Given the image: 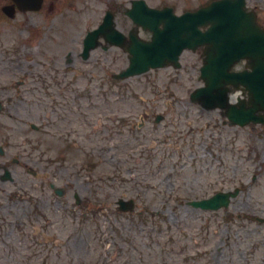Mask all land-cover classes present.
Instances as JSON below:
<instances>
[{
    "label": "rangeland",
    "instance_id": "374dc122",
    "mask_svg": "<svg viewBox=\"0 0 264 264\" xmlns=\"http://www.w3.org/2000/svg\"><path fill=\"white\" fill-rule=\"evenodd\" d=\"M75 1L79 13L65 4L57 15V27L71 34L62 46L22 49L28 32L5 36L8 76L36 79L26 84L32 94L0 112V147L5 157L40 163L27 166L37 177L17 168L22 197L0 193V264H264V125L232 126L221 111L191 101L202 86L201 52H185L181 69L123 81L114 79L128 65L121 50L66 66L114 0ZM147 1L182 13L213 0ZM248 5L264 26V0ZM53 182L67 193L55 195ZM229 191L238 194L219 211L188 204ZM120 198L134 199L137 211L117 212ZM43 232L55 240L41 241Z\"/></svg>",
    "mask_w": 264,
    "mask_h": 264
},
{
    "label": "water",
    "instance_id": "95a60500",
    "mask_svg": "<svg viewBox=\"0 0 264 264\" xmlns=\"http://www.w3.org/2000/svg\"><path fill=\"white\" fill-rule=\"evenodd\" d=\"M140 4L148 14L135 18L151 29L154 37L151 42L133 37L128 50L132 55L130 67L119 77L140 75L171 63L179 66V56L184 48L207 44L202 68L206 86L193 94V100L201 102L206 109H227L226 115L232 124L245 126L250 122H264L263 117L256 115L257 111L264 109V30L258 26L256 15L247 12L246 0L217 1L181 17L175 16L172 9L159 11L147 8L142 1ZM160 23H164V29H159ZM209 25L207 33L199 31V27ZM245 58L252 60L254 71L250 74L232 72L233 66ZM238 84L245 85L250 91L252 106L249 110L228 105L227 86ZM237 192L219 193L192 205L218 210L227 207Z\"/></svg>",
    "mask_w": 264,
    "mask_h": 264
},
{
    "label": "flooded vegetation",
    "instance_id": "af4514ba",
    "mask_svg": "<svg viewBox=\"0 0 264 264\" xmlns=\"http://www.w3.org/2000/svg\"><path fill=\"white\" fill-rule=\"evenodd\" d=\"M134 1L135 0H129V7L126 8L122 6V1L116 0L117 3L115 4L113 11H110L117 27L122 32H125V34L128 32V35L135 28V24L133 23L132 19L126 16L125 9L127 10L131 7L134 8ZM76 3L77 1L75 0H0V56H2L0 59V112L5 109V106L8 103H12L14 97L16 99L21 98L19 94H32V91L34 90L31 87H26V84H32V79H36V77L24 75L21 76L19 80L14 81L8 76V71L5 66L6 62L9 60L8 48L5 45V36L7 32L12 31L20 34L28 32L31 38L28 41L25 40L19 45L22 49L26 46V44L34 42L36 46L41 47L42 49H47L46 45L48 43L52 45V48L58 47L59 45L62 46L61 44H63L66 41V38L71 34L67 29L57 27L58 21L61 20V18L57 17V15L66 13V11H63V9H65V4H67L66 6H68L73 13H79L80 7L79 4ZM163 7L165 6L159 8ZM58 8L60 9L59 12L57 11ZM104 17H102V20L94 24L95 28L97 26L99 27L101 23H103ZM42 19L45 21V24L48 25H44V29H41ZM260 24L262 25L261 22ZM139 34H141L144 39L151 38V34L149 32L143 31L142 29L139 30ZM84 36L82 34L80 37L81 39L79 40L80 48L82 49L84 46ZM69 42H73V38H70ZM104 47L105 44L102 42L101 46L97 50H105ZM111 48L113 47H109L106 50ZM71 57L72 55L68 56L66 60V66H72L75 59L82 58L80 53L77 54L74 59ZM241 66L243 70L245 68V64L243 63ZM6 155L7 149L2 147V149H0V156L5 157ZM18 155H21V157L12 158L11 164H8V158L6 157L0 159L1 183L8 181H22V171L17 169L20 168L21 160L32 164L40 163L39 160L30 156H23V154ZM34 174L38 175L37 173ZM69 182H71L70 179ZM69 186L70 183L68 187ZM50 187L54 190L55 195L60 193L63 196L67 193V191L64 189H60L61 191L57 190L53 183H50ZM7 192L8 191L5 188H0V193ZM11 194H13L14 197L20 196V194L16 192ZM75 198L77 202H79V198L76 196V194Z\"/></svg>",
    "mask_w": 264,
    "mask_h": 264
}]
</instances>
